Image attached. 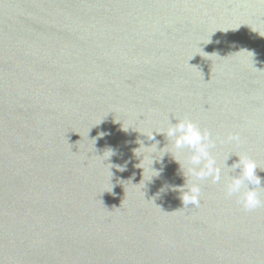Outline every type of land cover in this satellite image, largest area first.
Instances as JSON below:
<instances>
[{"label": "water", "instance_id": "95a60500", "mask_svg": "<svg viewBox=\"0 0 264 264\" xmlns=\"http://www.w3.org/2000/svg\"><path fill=\"white\" fill-rule=\"evenodd\" d=\"M262 36L264 0H0V264H264V206L224 167L264 184ZM184 118L220 182L158 133Z\"/></svg>", "mask_w": 264, "mask_h": 264}, {"label": "clouds", "instance_id": "9594fccd", "mask_svg": "<svg viewBox=\"0 0 264 264\" xmlns=\"http://www.w3.org/2000/svg\"><path fill=\"white\" fill-rule=\"evenodd\" d=\"M158 133L164 134L167 139L171 140L175 149L179 150L186 147L191 150V155L187 161L188 176L193 177L195 180L211 178L213 183L220 182L222 167L220 164H218L217 159L211 153V149L215 148V141L212 139V135L208 130H201V128L191 119L184 118L177 120L175 124L170 123L166 131H161ZM154 134L150 135L148 138L154 139ZM104 135L105 133H100L101 137ZM228 139L229 141L239 142L240 137L239 135H230ZM158 143L159 142L157 141L154 144L157 146ZM108 152L109 155L107 159L116 154L115 150L112 149H109ZM163 156L160 158L161 162ZM237 157L238 160L234 161L231 166H226V161L228 160L229 156L225 157L224 160V167L232 170L239 169L238 175L231 177L230 183L226 185V196L231 197L233 195H238L240 197L238 203H240L246 211H251L258 207L264 206V201L260 199L258 191L262 186H264V184H262V178L257 175L256 170L258 167L256 162L244 155H237ZM176 162H178L180 168L182 169L180 162L178 160H176ZM113 166L118 168V170L121 172L126 170V165H111V167ZM172 190L176 189L173 188ZM178 190L181 194L180 199L182 200L184 206H199L201 189L197 183L186 185L185 182V184ZM164 191L165 188H161L160 192L157 193V196H159Z\"/></svg>", "mask_w": 264, "mask_h": 264}]
</instances>
